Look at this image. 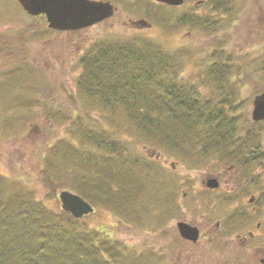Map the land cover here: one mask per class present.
<instances>
[{
	"label": "rangeland",
	"instance_id": "374dc122",
	"mask_svg": "<svg viewBox=\"0 0 264 264\" xmlns=\"http://www.w3.org/2000/svg\"><path fill=\"white\" fill-rule=\"evenodd\" d=\"M124 1L129 5H121L114 19L77 32H61L49 29L43 17L28 15L17 0H0V188L4 187L6 194L20 190L48 209L57 210L60 190L77 192L71 187L72 174L77 176L82 169L54 156L52 150L68 142L82 153L84 149L95 150L82 139L81 127L97 131L103 123L108 127L111 117L105 112L102 115V109L87 100L77 84L85 50L101 39L148 38L160 44L181 58L182 77L203 84L202 90L213 101L237 103V110L231 112L241 115L237 127L252 128L253 99L264 92V0H231L235 19L208 30L177 22L178 17L196 13L192 1L176 10L155 0ZM196 4L193 8H202ZM213 16H221V12ZM133 19L146 23L137 28L131 24ZM214 62L227 66L230 82L224 91L216 89L207 73ZM232 83L235 92L230 98ZM124 118L123 113L118 115V120ZM257 128L261 134L257 138L259 147L254 148L264 150V120ZM115 135L124 141L122 152L116 156L106 152L104 157L117 167L134 165L135 175L143 179L146 188L134 196L135 202L128 206L134 211L129 209L128 216L93 205L95 211L83 219L146 260L160 256L165 264H234L236 255L243 253L237 233L248 237V231L264 220V163L248 167L251 179H242L237 167L234 173L224 169L221 187L210 191L204 185L207 174L222 170L219 163L224 164L215 156L193 163L160 143L144 141L135 130H119ZM47 169L60 178L57 183L62 187L54 193L43 180L42 173ZM240 212L243 218L237 217ZM183 219L202 227L201 244L182 249L178 245L177 221ZM208 227L215 233H208ZM213 233L214 240L207 239ZM256 234L251 240L260 244L264 241V224ZM254 246L252 264H261L264 254Z\"/></svg>",
	"mask_w": 264,
	"mask_h": 264
},
{
	"label": "trees",
	"instance_id": "16d2710c",
	"mask_svg": "<svg viewBox=\"0 0 264 264\" xmlns=\"http://www.w3.org/2000/svg\"><path fill=\"white\" fill-rule=\"evenodd\" d=\"M223 4L215 3L212 12H221ZM213 17L201 19L193 14L178 17L177 22L206 30L223 25L221 20L213 24ZM180 59L148 38L101 39L85 50L77 76L78 91L111 119L108 127L103 123L98 131L81 127L82 139L95 150L84 149L82 153L68 142L55 146L52 153L82 169L79 176L72 174L71 187L93 205L128 216L134 196L146 188L143 179L135 175L134 165L117 167L104 157L106 152L109 156L121 154L124 141L115 135L119 130H135L144 141L160 143L193 163L215 156L239 168L242 179L253 177L249 166L264 163V150L255 149L259 147L260 122L251 120L252 128H238L241 115L231 114L237 110V103L213 101L202 90L203 84L182 77ZM224 64L214 62L207 70L219 92L230 82ZM233 91L232 83L228 97L233 98ZM120 113L125 116L123 120H118ZM42 176L53 193L62 187L57 183L60 178L48 169ZM3 188L0 264H165L160 256L146 260L118 239L94 229L83 219L85 216L76 219L60 208L48 209L30 194L25 196L20 190L6 194Z\"/></svg>",
	"mask_w": 264,
	"mask_h": 264
},
{
	"label": "water",
	"instance_id": "95a60500",
	"mask_svg": "<svg viewBox=\"0 0 264 264\" xmlns=\"http://www.w3.org/2000/svg\"><path fill=\"white\" fill-rule=\"evenodd\" d=\"M20 6L32 16L43 15L47 26L56 30H78L102 21L114 13L113 4L105 0H17ZM170 5H180L184 0H155ZM144 23H146L144 21ZM251 117L254 121L264 120V92L253 99ZM207 186L217 188L219 181L208 178ZM61 208L79 219L94 211L93 205L80 194L68 189L59 191ZM180 234L191 240H197L198 229L190 224L177 223Z\"/></svg>",
	"mask_w": 264,
	"mask_h": 264
},
{
	"label": "flooded vegetation",
	"instance_id": "af4514ba",
	"mask_svg": "<svg viewBox=\"0 0 264 264\" xmlns=\"http://www.w3.org/2000/svg\"><path fill=\"white\" fill-rule=\"evenodd\" d=\"M107 1H110L113 4V6H114L113 15L111 17H108V18L102 20V21L96 22V23H94V24H92V25H90L88 27H91V26H93L95 24L107 21L109 19L110 20L114 19V17L118 13V10H121L120 9L121 5L122 6L123 5H129V3H127L124 0H107ZM189 1H192L191 8L193 9L192 11H194L196 13L191 12V14H189L187 16H193V14H195L201 19H204V18L209 19L210 15L213 16L216 13V12L214 13V11L212 12V10H211L212 7H214V4L217 3V2H223L224 3L223 5L225 6L224 7L225 9H223L221 11V16H217L215 18L213 17L214 20H215L213 22V24L216 23V21H217V23H219L220 20L223 21V22H224V20L225 21L227 20L228 22H230V21L235 19L236 11H235V8H234V3L231 0H184L183 3L180 4V5H170V4L161 3V2H157V1H156V3L166 6V7H168V9L176 10V9H179V8L183 7L184 5L188 4ZM194 3H197L196 4L197 7L198 6H202V8H199V9L193 8L194 7ZM227 4H228V6H227ZM217 14H219V13H217ZM40 17H42V16H40ZM176 20L178 21L179 18H177ZM143 22L144 21H136L135 19H133L131 21V24L138 28L140 26V24L143 23ZM88 27H84V28H81V29H78V30H67V31H64V32H68V31L77 32V31H81V30H83L85 28H88ZM54 31H57V30H54ZM61 32H63V31L61 30ZM213 164H215V163H213ZM219 166L222 167V170H217V172H215V173L207 174L205 182H204L205 188L207 190L216 191L217 189H219L221 187L220 180L222 178V173L224 172V169L227 170L226 172L229 171L230 173H234V168H235L234 164H229V166H226V165H224L222 163H219ZM208 178H216V179H218L219 186L217 188L208 187L207 186ZM234 189H235V187H234ZM227 191L231 193V191H233V189L227 188ZM250 200H252L251 203H253V200H254L253 197ZM252 213H255V209H253V208H252ZM243 216H244V214L242 212H240L239 216H237V217L243 218ZM229 219H230V221L233 222L234 219H235V216L231 217ZM180 221H184V222H186V223L190 224L191 226H194V227H196L198 229V238H197V240H191L190 238H186V237L182 236L180 234L179 230H178V238H177V240H178V245L180 247L182 246L181 249L183 247H190V246H196L197 244H201L200 238L203 235L202 227L196 221H193V220L189 221V220L183 219V220H180ZM178 222L179 221H177V223ZM203 223L208 224L209 222L207 221V222H203ZM263 224H264V220H263V222L257 223L256 226H255V230H253V231L249 230L248 231V237H246L244 235H241L240 232L237 233V235L239 237V245L243 248V253L241 255H239V254L236 255L235 259L233 260L234 264L236 263L237 260L240 261V262L244 261L243 264H252V262H254V261L252 260L250 255H251V249L253 248V245H255L254 246L255 248L256 247L259 248L261 253L264 254V241L261 242L260 244H254V242L251 240V238H253L255 235H257L256 233H259L261 231V229L263 227ZM207 229H208V233H210V232H214L215 233L214 229L211 230V228H209V227ZM208 233H207V235H208ZM214 233H213V236H209V237H207V239L214 240V238L216 236V234H214ZM178 254H179V252H178ZM260 261H261V264H264V257H261Z\"/></svg>",
	"mask_w": 264,
	"mask_h": 264
}]
</instances>
